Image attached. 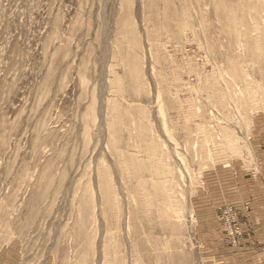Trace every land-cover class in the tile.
Returning a JSON list of instances; mask_svg holds the SVG:
<instances>
[{"label": "rangeland", "instance_id": "obj_1", "mask_svg": "<svg viewBox=\"0 0 264 264\" xmlns=\"http://www.w3.org/2000/svg\"><path fill=\"white\" fill-rule=\"evenodd\" d=\"M245 252L264 264V0H0V264Z\"/></svg>", "mask_w": 264, "mask_h": 264}, {"label": "crops", "instance_id": "obj_2", "mask_svg": "<svg viewBox=\"0 0 264 264\" xmlns=\"http://www.w3.org/2000/svg\"><path fill=\"white\" fill-rule=\"evenodd\" d=\"M244 257V259L242 260L241 258H243ZM248 257H252L253 258V260H252V262H247V261H249V260H251V259H247ZM255 255L254 254H251V253H249V252H245L243 255H237V258H238V264H256V259H255Z\"/></svg>", "mask_w": 264, "mask_h": 264}]
</instances>
